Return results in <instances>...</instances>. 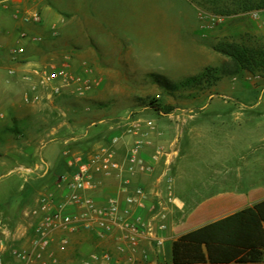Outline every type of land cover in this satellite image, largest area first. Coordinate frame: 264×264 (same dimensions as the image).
<instances>
[{
    "label": "crops",
    "instance_id": "1",
    "mask_svg": "<svg viewBox=\"0 0 264 264\" xmlns=\"http://www.w3.org/2000/svg\"><path fill=\"white\" fill-rule=\"evenodd\" d=\"M49 1L56 3L54 0H0V81L4 79L5 87L16 89L21 99L17 106H61L62 99L70 94L76 97L93 94L100 98L131 94L132 91L119 86V81L129 78L184 79L207 69L215 75L207 96L209 101H204V94H200L189 105L184 103L185 106L200 105L194 114L188 116H194L193 120L185 119V127L195 123L196 128L194 145L188 148L187 137L186 150L181 146V133L171 139L166 137L162 120L141 119L130 113L115 120H98L93 128L107 126L109 133L100 138L87 132L80 137L86 145L76 152L64 149L69 139L59 141L53 137L44 140L42 135L37 141L39 144L28 149L30 158H39L44 167L43 179L49 182L42 195L52 198L56 204L63 202L67 195L66 186L58 178L74 171L75 166L71 164L74 155L92 160L95 152L109 146L112 159L124 167L127 150L138 139L142 143L141 157L152 165L150 172L131 173L120 169L108 176L94 170L96 188L91 192L98 204L113 197L124 210L129 207L127 196L134 194V188L143 187L146 193L144 204H154L158 211L149 212L146 207H136L132 216H139L150 225V236L141 237L135 248H131L118 238L119 230L101 239L87 231L70 232L58 228L50 246L59 260L54 264H85L86 261L90 264H264V106H260L262 102L245 103V97H242L246 90L264 91V83L246 84L251 78L246 71L220 73L230 58L215 50L211 41L205 45L196 41L189 44L191 57L179 64L169 63L167 69L145 66L134 58L118 57L115 50H99L117 47L115 33H110L107 42H97L90 33L81 34L96 28L102 31L104 25L111 32H117L125 25L162 27L166 24L164 16L171 12L169 3L166 7L161 0H83L81 8L77 6L78 0H58L72 14L65 19L50 9ZM129 2H138L144 8L122 6ZM88 5L98 17L92 16L90 9L87 10ZM117 5L122 6L120 10L123 12H132L138 18H111L112 13L118 12L113 9ZM32 12H38L40 21L24 22L23 16ZM76 13L81 18H75ZM181 14L185 16V12ZM167 25H172L170 20ZM95 49L105 53L97 55ZM54 68L64 69L68 81L59 78L38 87L39 99L34 100L35 92L30 86L36 82L37 76L33 70ZM8 70H13V76L7 74ZM234 94L243 98L234 97L239 105L226 100ZM213 100L217 103L210 106ZM114 133H118L121 139L111 146ZM226 138L229 142L236 138L243 140L245 146L238 152L218 153L204 162L195 156V162L188 167V160L194 155L188 153L192 146L209 139L219 143ZM52 140L59 145L61 152L55 163V149L46 148V142ZM155 150L164 152L154 160L152 154ZM37 167L35 164L34 168ZM125 181L129 187L124 190ZM220 207L224 208L218 210ZM160 212L164 213L163 218ZM32 220L30 210L24 209L15 226L23 241L24 236L29 237L26 231ZM160 222L165 223L164 229L159 228ZM61 238H67L68 243L60 244ZM119 246L124 250L120 251ZM104 253L110 258H102ZM94 254L97 259L91 257Z\"/></svg>",
    "mask_w": 264,
    "mask_h": 264
},
{
    "label": "rangeland",
    "instance_id": "2",
    "mask_svg": "<svg viewBox=\"0 0 264 264\" xmlns=\"http://www.w3.org/2000/svg\"><path fill=\"white\" fill-rule=\"evenodd\" d=\"M54 1L56 3L49 1L48 6L59 17L66 19L72 15L65 4H60L58 0ZM160 2H163L166 7L169 3L171 8V12H167L168 15L164 16L166 24L162 27L155 25L152 28H146L140 25L137 28L125 25V27L120 26L121 30L111 32L104 25L102 31L96 28L91 32L83 31L81 34L90 33L97 42H107L106 40L111 38L110 33H115L114 40L117 47L99 50H115L118 57L134 58L145 66L156 68H167L169 63L179 64L189 59L191 57L189 44H193L194 41L203 45L211 41L212 46L217 47L237 44L248 48L264 49V0H161ZM77 3L78 7L83 8V0H78ZM122 6L127 9L144 8V5L138 2H129ZM122 6H113V9L118 12L112 13L110 17L121 20L138 18L132 12L120 10ZM0 9H2L1 6ZM87 10L93 17H98L93 13L90 5L87 6ZM180 12H185L186 17L180 15ZM74 17L81 18L78 13ZM210 17L214 20L212 21ZM167 20H170L172 25L168 26ZM178 25L180 27L176 28ZM99 52L95 49L97 55H100ZM233 70L234 64L230 59L220 73L226 74ZM210 71L211 69L205 70L206 74L198 81L174 88L168 86L167 82L179 84L183 78L169 80L129 78L119 81V86L125 91H132L131 94H114L102 98L93 94L85 97L70 94L62 99L61 106H17L21 100L20 95L15 88L10 90L5 87L4 79H2L0 81V220L12 226L18 225L23 210L34 208L37 200L43 196L45 184L49 183L43 179L44 167L38 157L32 159L27 155L31 146L39 144L37 141L41 135L44 140L53 137L59 141L69 139L66 147L64 148L61 144V148L76 152L86 145L80 137L82 138L87 132L92 137L100 138L109 133L107 126L93 128V124H97L98 120L105 118L115 120L120 118L118 116L130 113L138 115L141 119L162 120L161 124L167 130L166 137L169 139L181 133L180 140L183 141L181 146H184V150H186L187 137L188 148L194 145L195 123H190L188 127L184 124L185 119L195 118L188 116L194 114L200 105L196 103L195 106H185L184 103L187 102L189 105V102L200 94H204V101H209L207 96L211 92V83L215 78ZM246 72L251 74L249 80L245 79L246 84L264 83V77L262 78L264 73L260 70L255 69L253 73ZM234 97L243 99L238 94L236 96L234 94L226 100L239 105ZM242 97H245L243 100L245 103L254 105L262 102L260 106H264V91L246 90V95ZM214 103L217 101L213 100L210 106ZM155 104L167 113L154 110L151 106ZM113 135L119 136L118 133ZM244 146L243 140L237 138L230 142L226 138L219 143L209 139L208 142L192 146L188 153L194 155L189 158L187 165L190 167L189 165L195 162V156L204 162L218 153L222 155L223 152H238ZM46 148L55 149L54 163L58 162L61 155L59 145L53 140L47 141ZM35 164L38 165L37 168H34ZM223 208L220 207L218 210Z\"/></svg>",
    "mask_w": 264,
    "mask_h": 264
},
{
    "label": "built area",
    "instance_id": "3",
    "mask_svg": "<svg viewBox=\"0 0 264 264\" xmlns=\"http://www.w3.org/2000/svg\"><path fill=\"white\" fill-rule=\"evenodd\" d=\"M22 19L24 22H39L40 15L38 12L27 13ZM210 19L214 20L213 17ZM208 26L210 27V23ZM33 73L37 76L36 82L30 86L35 92L34 100L39 99L38 87L51 84L59 78L63 82L68 81V75L64 69H34ZM7 74L13 76L14 72L8 70ZM25 79H29V76H25ZM25 100H28V96H25ZM120 139L121 136H112L110 145L117 144ZM141 148V141L134 140L127 150L124 167L112 159V148L109 146L95 152L92 160L74 155L71 159V164L75 166L74 171L61 174L58 178V181L62 182L68 191L64 196V201L56 204L52 198L44 196L38 200L36 206L30 210L33 220L26 231L28 238L24 236L23 241L21 237H18V230L15 226L0 220V264L58 263L59 260L50 247L54 240V231L58 228L70 232L87 231L101 239L119 230L118 238L127 242L131 248H135L141 237L150 236V225L145 223L141 217L132 216L133 208L136 207H146L149 212L158 211L154 204L148 206L144 204L146 193L143 187L134 188V194L127 196L126 202L129 207L124 210L120 209L117 200L113 197L107 198L103 204H98L91 195L96 188L94 170L106 176L120 169H126L131 173L150 172L152 165L141 157ZM163 152L155 150L152 159L155 160ZM128 187V182L125 181L122 188L125 190ZM72 208L76 212H73ZM160 216L163 218L164 213L160 212ZM165 227L164 222L159 223L160 229ZM67 243V238L60 239V244L66 245ZM119 250L123 251L124 247L119 246ZM91 257L97 259L95 254ZM102 258L109 259L110 255L104 253ZM85 264H90V262L86 261ZM113 264L119 263L114 262Z\"/></svg>",
    "mask_w": 264,
    "mask_h": 264
},
{
    "label": "trees",
    "instance_id": "4",
    "mask_svg": "<svg viewBox=\"0 0 264 264\" xmlns=\"http://www.w3.org/2000/svg\"><path fill=\"white\" fill-rule=\"evenodd\" d=\"M213 48L232 60L234 64L233 73L244 70L253 73L255 69L264 73V49L259 50L256 48H248L237 44H228L226 47H217L214 45ZM205 74V72H202L195 76L184 78L179 84H170L167 82V85L173 88L179 85L184 86L188 83L200 80ZM263 77L264 76H262V78ZM151 107L156 111H163V113H167L166 110H162V108L156 104Z\"/></svg>",
    "mask_w": 264,
    "mask_h": 264
}]
</instances>
